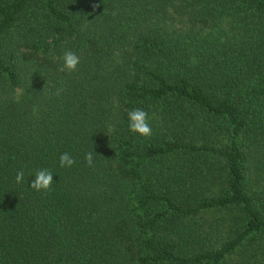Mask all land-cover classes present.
Returning a JSON list of instances; mask_svg holds the SVG:
<instances>
[{
    "label": "trees",
    "instance_id": "trees-1",
    "mask_svg": "<svg viewBox=\"0 0 264 264\" xmlns=\"http://www.w3.org/2000/svg\"><path fill=\"white\" fill-rule=\"evenodd\" d=\"M0 264H264V0H0Z\"/></svg>",
    "mask_w": 264,
    "mask_h": 264
},
{
    "label": "clouds",
    "instance_id": "clouds-1",
    "mask_svg": "<svg viewBox=\"0 0 264 264\" xmlns=\"http://www.w3.org/2000/svg\"><path fill=\"white\" fill-rule=\"evenodd\" d=\"M80 64L79 56L71 51L67 50L63 55V68L68 71H76ZM128 129L134 134H138L142 137H149L152 135V128L149 123L148 112L142 108H134L127 112ZM84 159L88 166H92L94 163V152L89 151L85 153ZM76 163L75 159L67 152L62 153L59 156V165L62 168H71ZM31 177L34 179L31 181V187L38 192H47L52 189L55 182L54 174L52 171L42 168L35 172ZM25 180V174L23 171H18L15 176V182L17 184L23 183Z\"/></svg>",
    "mask_w": 264,
    "mask_h": 264
}]
</instances>
